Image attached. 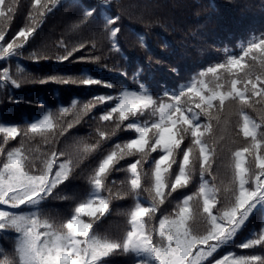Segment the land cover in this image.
Wrapping results in <instances>:
<instances>
[{"label":"snow or ice","instance_id":"snow-or-ice-1","mask_svg":"<svg viewBox=\"0 0 264 264\" xmlns=\"http://www.w3.org/2000/svg\"><path fill=\"white\" fill-rule=\"evenodd\" d=\"M73 3L79 15L70 31L79 36L53 48L36 41L46 17L63 7L60 0H33L26 22L15 32L10 26L19 12L17 0H0V61L9 62L0 66V89L55 83L111 90L83 103L73 100L70 109L49 110L34 122L0 127L5 134L0 234L7 238L11 233L14 245L0 264H110L116 255L132 256L134 264H264V255L224 251L230 244L264 248V230L237 242L250 218L264 214V32L242 42L239 53L226 48L223 62L187 82L156 92L143 67L129 74L109 63L113 56L127 59L119 39L122 15L113 11L119 8L116 0L83 7L79 0ZM140 46L146 48L143 38ZM16 58L96 64L135 87L83 71L37 76L18 63L13 69L10 62ZM148 64H153L151 55ZM170 71L179 76L177 68ZM89 120L96 122L91 142L76 137L74 151H66L64 141ZM230 125L235 136L228 142ZM120 133L130 135L120 139ZM17 137L16 146L5 147ZM34 143L47 147L34 148ZM105 145L110 146L87 176L86 196L58 197L85 159ZM120 172L124 179L117 184L111 178ZM56 198L73 201L66 215L47 209ZM122 199L133 201L125 214L127 227L119 236L100 235L99 223L110 214L112 202Z\"/></svg>","mask_w":264,"mask_h":264},{"label":"trees","instance_id":"trees-1","mask_svg":"<svg viewBox=\"0 0 264 264\" xmlns=\"http://www.w3.org/2000/svg\"><path fill=\"white\" fill-rule=\"evenodd\" d=\"M32 2L33 0H17L19 12L10 26L11 32L17 31L26 22V14ZM60 2L63 7H58L46 17L39 30L37 44L45 42L54 48L61 40L73 42L78 38L79 33L70 31V24L74 17L79 15V8L74 5L73 0H60ZM94 2L95 0H79L80 7ZM116 3L119 8H114L113 11H119L122 15V33L119 39L127 59L113 56L109 63H116L118 68H126L129 74L138 67H143L146 81L156 92H162L165 87H177L207 66L223 62L226 48L231 53H239L242 42H246L252 35L264 32V0H116ZM141 38L146 48L140 46ZM149 55L153 58L151 67L148 64ZM155 60L162 61V64H155ZM247 60L249 58H246ZM8 63L0 61V66H7ZM10 63L13 69L18 63L21 68L37 76L80 74L83 71L118 85L135 87L130 79L123 78L115 71L102 69L96 64H70L46 60L37 63L22 58L13 59ZM256 63L258 66L259 57ZM172 67L178 69L179 76L170 71ZM257 71H260L259 67ZM110 91L98 86L55 83L43 85L28 83L19 89L9 85L7 89H0V127L34 122L49 110L55 112L61 107L70 109L73 100L83 103L93 95ZM8 95L15 97L19 103L10 101ZM249 115L256 117V113L251 111ZM234 124L233 120L232 125ZM232 125L225 133L228 142L235 136ZM95 127V121L89 120L84 123L80 132L65 140L62 147L66 151H74L76 137L89 139L91 142L89 134ZM129 135L130 133L118 134L120 139H126ZM4 137L5 134L0 133V143L3 142ZM19 139L17 137L16 140H9L5 147L16 146ZM109 146L105 145L97 153L88 156L82 166L76 170V175L68 186L62 188L58 197L84 198L89 190L87 176L95 166L99 153ZM33 147L43 150L47 146L34 143ZM111 179L118 184L124 179V173H115ZM174 204L175 201L173 206ZM72 206L71 199L65 201L59 198L51 200L46 205L53 215H66ZM132 206L131 199L113 201L110 205V214H106V219L102 218L103 222L99 223L96 231L100 235L113 237L121 235L127 227L125 214ZM261 230H264V214L257 212L239 234L237 242L254 236ZM0 250H2L0 259H3L5 254H12L14 245L11 233L7 234V238L0 234ZM224 251H233L237 255H264V248L259 246L253 249H239L235 244H230ZM109 260L110 264H134V258L127 255L112 256Z\"/></svg>","mask_w":264,"mask_h":264}]
</instances>
